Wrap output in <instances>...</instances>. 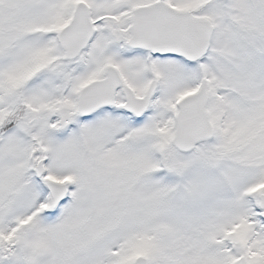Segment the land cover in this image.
I'll use <instances>...</instances> for the list:
<instances>
[{"label":"snow or ice","instance_id":"6c2138e0","mask_svg":"<svg viewBox=\"0 0 264 264\" xmlns=\"http://www.w3.org/2000/svg\"><path fill=\"white\" fill-rule=\"evenodd\" d=\"M0 264H264V0H0Z\"/></svg>","mask_w":264,"mask_h":264}]
</instances>
